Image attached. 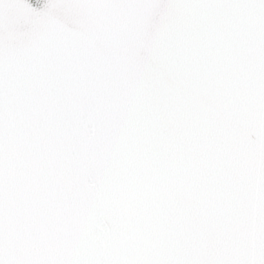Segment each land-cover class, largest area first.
<instances>
[{
  "label": "snow or ice",
  "instance_id": "1",
  "mask_svg": "<svg viewBox=\"0 0 264 264\" xmlns=\"http://www.w3.org/2000/svg\"><path fill=\"white\" fill-rule=\"evenodd\" d=\"M0 264H264V0H0Z\"/></svg>",
  "mask_w": 264,
  "mask_h": 264
}]
</instances>
